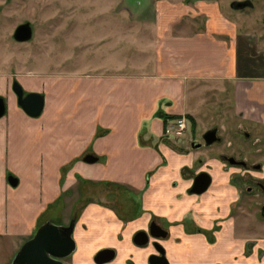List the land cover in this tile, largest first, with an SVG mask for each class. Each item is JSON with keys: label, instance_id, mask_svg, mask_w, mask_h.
<instances>
[{"label": "crops", "instance_id": "obj_1", "mask_svg": "<svg viewBox=\"0 0 264 264\" xmlns=\"http://www.w3.org/2000/svg\"><path fill=\"white\" fill-rule=\"evenodd\" d=\"M153 2V19L146 17L148 8L138 11L132 24L136 33L124 31L111 47L119 56L114 64H91L96 74H75L69 84L67 78L54 75L53 83L39 89L46 98L39 118L20 108L18 97L9 95V76L0 73L1 92L9 96L4 119L13 125L10 143L20 141L15 130L26 128L33 153L41 156L32 167L34 181L31 174L18 177L17 191L23 199L14 202L0 196V211L6 201L13 202L10 215L0 212V236L34 235L41 215L85 181L93 190L102 188L101 201L86 205L75 227L77 250L80 241L92 248V264H97L95 257L102 249L116 251L109 264H151L150 256L157 250L137 245L135 237L153 223L167 232L159 242L170 264H264V257H259L264 230L257 233L255 227L240 226L235 212L239 196L232 177L236 167H244L226 161L223 153L211 157L204 136L205 144L188 142L194 139L195 126L208 117L243 122L246 126L239 132L228 133L227 146L233 147L239 133L244 134L257 159L249 158L244 145L239 152L254 162V175L264 180L263 40L226 15L217 2ZM177 117L187 118L185 138L166 134ZM215 129L220 137V127ZM6 148L0 146V164L10 154ZM221 150L226 152L224 146ZM89 155L98 161L86 162ZM204 169L212 171V184L203 195L192 194L195 178ZM4 183L16 193L5 179ZM122 189L127 203L134 205H126L123 214L128 219L106 205L111 196L119 202L111 193ZM20 202L24 208L18 215L14 209ZM263 222L258 223L264 227Z\"/></svg>", "mask_w": 264, "mask_h": 264}, {"label": "rangeland", "instance_id": "obj_2", "mask_svg": "<svg viewBox=\"0 0 264 264\" xmlns=\"http://www.w3.org/2000/svg\"><path fill=\"white\" fill-rule=\"evenodd\" d=\"M153 1L156 0H0V73L9 76V82H11L9 95L10 93L15 94L13 90L15 81H18L24 87L26 94H42V92H39V89L47 82L53 83L55 81L54 75L67 78L64 79L65 84H69L74 81L72 78L76 75L80 78H86L89 73L92 75L96 74L95 69L91 68L93 64L102 65L103 60L105 64L111 61L114 64L119 56L112 54L114 52L111 47L115 45L114 43L121 41L120 36L124 31H126V35L136 33L132 24H135L134 17L138 11L148 8L146 17L153 19L156 7ZM174 1L184 4H194L199 1L217 2L223 6L226 15L237 20L245 29H249L259 35L264 43V0ZM245 1H250L251 5L241 10L232 8L233 3ZM26 23L32 25L34 35L30 42L20 43L15 40L14 35L19 26ZM110 40L113 41V44L110 43ZM101 69L102 66L98 70L101 71ZM32 73L36 75H32ZM43 77H46L45 81ZM3 88V85L0 83V92ZM0 96L6 100L8 107L7 116L9 113V96L4 92H1ZM215 109L222 110V108ZM210 119L212 117H208L207 121L201 125L196 123L194 139L190 138L188 142L199 141L203 143V136L209 130L220 127L222 142L207 147V151L211 157L219 158L220 153H223L224 156L234 157L238 161H245L249 165L248 168L236 167L238 172L233 173L232 182L238 189L239 196V201L235 205V212L241 222L240 226L245 227L247 225L249 228L251 226V229L255 227L253 231L259 233V231L264 230L263 224H259L264 221L261 213L264 206V195L255 187L258 181L264 183V180L254 175L252 168L254 162H251L249 159L248 161L245 160L244 158L246 156L241 155L239 152L242 145L246 146L248 149H246L247 155H250L249 158L254 161V159H257L255 157V149L251 148L250 144H247L246 136L242 133H239L237 140L235 139L233 147L227 146L226 138L227 135L229 136L228 133L230 135L235 132L237 133L246 124L240 121L233 122V120H227L225 118L223 120L217 117L213 120ZM6 120L4 118L0 120V132L2 131L0 146L3 148L7 147L6 149L9 150L10 154L7 155L6 153L4 162L0 164V196L4 195L6 198L12 197L15 202L23 199L24 196L22 193H18L19 191L17 190L19 189L17 188L12 189L16 192L14 194L8 190L5 187L4 179L6 180L7 186H11L8 183V178L11 175H17V178H26L28 174H31L30 177L33 179L36 170H32V167H37V160L39 161L41 156L33 153L34 146L31 142V137L28 136L29 131L26 128L15 130L17 132L15 136L17 138L20 137V141L16 140V145H11L8 136L11 134L10 126L12 124H8ZM176 120L171 124H175ZM231 127H235L236 129L232 130ZM184 136L177 137L185 138ZM222 146H224L227 153L221 150ZM188 147H190V144ZM178 149H181V147H178ZM196 171V173H199L198 170ZM67 172L68 170H64V175ZM203 172L212 173V171L206 169ZM42 173L40 171L39 175L41 176ZM89 185L87 182L81 181L71 192L64 193L50 207L47 213L41 215L34 235L42 225L50 221L58 225L69 226L71 222L77 221L86 205L91 202L101 201L102 194L100 189L102 188L95 187V190H93V186ZM249 188L254 189L252 194L249 193ZM112 194L118 195L119 197H117L120 198L119 202L121 203L116 202L115 196H111L110 201L112 202L106 203V205L113 207L114 211L123 219H128V216L126 214L124 216L123 214L126 211L125 208L129 206L130 209L134 206L133 204L131 206L130 203H127L128 195L125 194L124 189H122L121 193L118 191L114 193L113 191ZM10 201H6L2 205L5 213H9V215L12 209L11 204H13ZM23 208L24 204L20 202L14 211H17L19 215V212ZM9 225L12 226L11 221ZM10 226L9 228H13ZM193 226L192 224V228ZM34 235L29 237L9 234L0 236V264H13L15 257L22 247ZM74 238H77L76 232L74 233ZM92 251V248L84 245L80 241L79 249L64 261L67 264H70L71 260L79 261L82 264H92V261L89 259L93 255ZM251 253L249 251V254ZM259 257H264L263 251L260 252Z\"/></svg>", "mask_w": 264, "mask_h": 264}, {"label": "water", "instance_id": "obj_3", "mask_svg": "<svg viewBox=\"0 0 264 264\" xmlns=\"http://www.w3.org/2000/svg\"><path fill=\"white\" fill-rule=\"evenodd\" d=\"M251 5L250 1L235 2L232 8L241 10ZM34 31L30 23L23 24L15 32V40L20 43L30 42ZM13 90L18 97L19 106L32 118H39L45 109L46 98L40 93L26 94L24 87L15 81ZM8 107L5 98L0 96V119L7 114ZM218 129H211L204 135L206 145L211 146L222 139L218 136ZM198 145L197 148H200ZM233 165L246 166L245 161H237L235 158H227ZM88 163H95L98 158L89 155L85 159ZM13 188L19 186L20 180L14 175L8 178ZM212 184V176L208 173H202L195 179V186L192 190L195 194H203L208 191ZM264 215V208H263ZM76 222L73 221L69 226L58 225L55 222H47L42 225L34 237L22 247L15 257L13 264H67L64 260L69 258L77 251V242L74 238ZM150 235L154 239L167 237V232L157 223H153L150 229ZM150 235L147 232H139L135 237V243L139 246H146L150 243ZM154 246L158 253L150 256L151 264H170L166 249L162 244L155 242ZM116 257L114 250H102L95 257L97 264H106L112 262Z\"/></svg>", "mask_w": 264, "mask_h": 264}, {"label": "built area", "instance_id": "obj_4", "mask_svg": "<svg viewBox=\"0 0 264 264\" xmlns=\"http://www.w3.org/2000/svg\"><path fill=\"white\" fill-rule=\"evenodd\" d=\"M188 130V121L186 117L178 119L175 124H170L166 129L168 136H182Z\"/></svg>", "mask_w": 264, "mask_h": 264}, {"label": "flooded vegetation", "instance_id": "obj_5", "mask_svg": "<svg viewBox=\"0 0 264 264\" xmlns=\"http://www.w3.org/2000/svg\"><path fill=\"white\" fill-rule=\"evenodd\" d=\"M220 142H222V140H221ZM220 142H219V143H220ZM204 144H205V142H204ZM200 148H201V147H200ZM223 157H225L226 161H228L227 158H229V157H227V156H223ZM228 162H229V161H228ZM240 166H243V165H240ZM243 167H244V168H248L249 165L246 163V166H243ZM252 168H253V170H254V169H255V170L257 169L256 166H253ZM202 173H207V172H202ZM202 173H200V174H202ZM200 174H199V175H200ZM208 174H209V173H208ZM197 176H198V175H197ZM197 176H196V177H197ZM195 179H196V178H195ZM194 186H195V181H194V185H193V187H192V189H191V193H192V194H195V193L192 192ZM209 188H210V187H209ZM255 188L258 189L260 192H262V194L264 195V183H263V182H259V181H258V182H257V185H256ZM208 190H209V189H208ZM253 191H254V189L249 188V193H250V194H252ZM206 192H207V191H206ZM206 192H205V193H206ZM203 194H204V193H203ZM203 194H200V195H203ZM197 195H199V194H197ZM263 208H264V206H263ZM261 213H262V216H263V219H264L263 209H262ZM71 223H72V222H71ZM141 232H147V233L150 235V230H149V231H141ZM138 233H139V232H138ZM138 233H137V234H138ZM155 242L160 243V242H159V239H154V238H152V236L150 235V243H149L148 245H146V246H142V247H147V246H150V245H153V246H154V243H155ZM160 244H161V243H160ZM162 246H163V245H162ZM154 247H155V246H154ZM155 249H156V248H155ZM157 253H158V252H157ZM153 255H154V254H153ZM166 255H167V253H166ZM151 256H152V255H151Z\"/></svg>", "mask_w": 264, "mask_h": 264}, {"label": "trees", "instance_id": "obj_6", "mask_svg": "<svg viewBox=\"0 0 264 264\" xmlns=\"http://www.w3.org/2000/svg\"><path fill=\"white\" fill-rule=\"evenodd\" d=\"M177 120L180 119L179 117L176 118Z\"/></svg>", "mask_w": 264, "mask_h": 264}]
</instances>
